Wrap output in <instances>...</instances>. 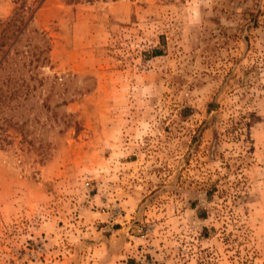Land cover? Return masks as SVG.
<instances>
[{"label": "rangeland", "instance_id": "obj_1", "mask_svg": "<svg viewBox=\"0 0 264 264\" xmlns=\"http://www.w3.org/2000/svg\"><path fill=\"white\" fill-rule=\"evenodd\" d=\"M0 88V264H264V0H0Z\"/></svg>", "mask_w": 264, "mask_h": 264}, {"label": "crops", "instance_id": "obj_2", "mask_svg": "<svg viewBox=\"0 0 264 264\" xmlns=\"http://www.w3.org/2000/svg\"><path fill=\"white\" fill-rule=\"evenodd\" d=\"M92 221H84L76 225H83L79 229V238L88 237L92 239L88 247L79 249V260L81 264H130L125 260L128 253V237L122 233V229H115L112 234H102ZM84 230V231H83ZM83 231V232H82ZM91 241V240H90ZM80 244V243H79ZM82 258H87L84 263Z\"/></svg>", "mask_w": 264, "mask_h": 264}, {"label": "trees", "instance_id": "obj_3", "mask_svg": "<svg viewBox=\"0 0 264 264\" xmlns=\"http://www.w3.org/2000/svg\"><path fill=\"white\" fill-rule=\"evenodd\" d=\"M40 1H42V0H40ZM13 18H14V17H13ZM11 20H12V18H11ZM154 53H156V54H157V53H158V52H157V50H155V52H154ZM6 91H8V89H6V88H0V93H2V94H3V93H5Z\"/></svg>", "mask_w": 264, "mask_h": 264}, {"label": "built area", "instance_id": "obj_4", "mask_svg": "<svg viewBox=\"0 0 264 264\" xmlns=\"http://www.w3.org/2000/svg\"><path fill=\"white\" fill-rule=\"evenodd\" d=\"M38 249H40V248H38Z\"/></svg>", "mask_w": 264, "mask_h": 264}]
</instances>
